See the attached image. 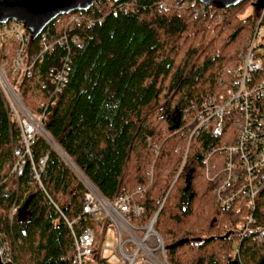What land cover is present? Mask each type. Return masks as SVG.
Returning a JSON list of instances; mask_svg holds the SVG:
<instances>
[{"label": "trees", "instance_id": "trees-1", "mask_svg": "<svg viewBox=\"0 0 264 264\" xmlns=\"http://www.w3.org/2000/svg\"><path fill=\"white\" fill-rule=\"evenodd\" d=\"M256 1L240 0L217 17L214 4L194 16L188 0L181 1L180 8L170 0H100L81 10L95 19L92 24H73L79 41L70 46L67 81L52 96L44 127L104 197L146 186L142 197H135L144 207L135 221L153 214L178 170L186 139L175 124L183 108L198 102L206 90H222L228 69L238 62L256 23ZM65 17L61 14L51 33L61 28ZM260 25L264 29V14ZM260 46L258 41L257 50ZM36 47L34 38L30 50ZM64 52V46L54 45L44 54L38 63L41 77ZM257 52L263 64L255 75L264 77V51ZM34 86L33 77L20 79L18 89L26 105L32 104ZM16 134L0 94V240L11 248L14 264H69L71 235L56 207L69 220L80 216L84 186L39 135L30 151L34 163L45 156L40 184L29 161L14 176L11 146ZM146 136L161 142L150 182L146 175L153 153ZM217 140L222 138L208 130L191 138L156 215L154 228L170 264H264V189L254 199V220L241 235L237 223L245 212L243 204L220 206L200 162L201 153ZM87 223L93 221L82 219L75 228Z\"/></svg>", "mask_w": 264, "mask_h": 264}, {"label": "built area", "instance_id": "built-area-1", "mask_svg": "<svg viewBox=\"0 0 264 264\" xmlns=\"http://www.w3.org/2000/svg\"><path fill=\"white\" fill-rule=\"evenodd\" d=\"M170 1L180 8L183 0ZM188 5L194 8L193 15L196 16L198 9L211 4L188 0ZM166 6L165 2L161 3L162 8L166 9ZM222 10L223 7L216 6L217 17ZM263 14L264 5L258 10L255 26L245 47L239 52L238 62L228 69L223 89L206 90L198 102L183 108L177 124L179 134L186 139L180 165L158 200L155 211L142 222L135 221L144 209L135 197H142L146 186L136 185L131 190L117 191L111 198L104 197L65 156L44 127L51 98L62 90L67 81L70 46L79 41L73 24L85 20L89 25L95 19L85 17L81 10L68 12L64 14L66 17L61 28L51 33L50 27L55 21H60L61 15L56 16L35 37V51L30 50L33 39L21 22L13 19L0 22V94L8 120L17 129L16 142L11 146V172L14 176L20 175L26 161H29L33 176L40 184L39 174L45 156H40L34 163L30 151L31 144L39 135L54 144L52 147L66 158L84 186L80 216L69 220L53 203L71 235L69 264H169L154 222L183 164L190 140L200 130H208L215 137L222 138L200 155L204 176L214 183V200L220 206L235 202L243 204L245 212L237 223L241 234L253 222L254 199L264 189V77L255 75L263 64L257 52V39L264 32L260 25ZM54 45L64 46L65 52L59 56L57 63L46 66L41 77L38 63ZM8 75L14 77V83L9 82ZM25 76L33 77L35 91L46 97L40 99L35 107L24 103L18 89L20 79ZM221 83L222 80H219ZM145 141L155 155L158 154L161 143L153 142L150 136H146ZM151 178L152 170L149 169L146 179L150 182ZM14 210L12 205L10 215ZM82 219H90L93 224L87 223L77 230L75 225H79ZM108 232L112 234L111 243L105 239ZM0 259L11 261V251L3 240H0Z\"/></svg>", "mask_w": 264, "mask_h": 264}, {"label": "water", "instance_id": "water-1", "mask_svg": "<svg viewBox=\"0 0 264 264\" xmlns=\"http://www.w3.org/2000/svg\"><path fill=\"white\" fill-rule=\"evenodd\" d=\"M100 0H0V22L13 19L21 22L30 32V38L37 34L56 16L73 10H87ZM117 1V0H113ZM204 4H214L218 7L235 5L240 0H198ZM264 5V0H257L258 8ZM178 122L175 124L177 126ZM181 239L178 242H182ZM177 242V243H178ZM0 264H14L12 261H2Z\"/></svg>", "mask_w": 264, "mask_h": 264}, {"label": "rangeland", "instance_id": "rangeland-1", "mask_svg": "<svg viewBox=\"0 0 264 264\" xmlns=\"http://www.w3.org/2000/svg\"><path fill=\"white\" fill-rule=\"evenodd\" d=\"M249 10V9H248ZM257 41H260L261 42V46L259 47V49H258V51L259 52H261V51H264V36H263V34H260L259 35V37H258V39H257ZM4 60V59H3ZM0 61H2V59H0ZM8 80H9V82H11L10 80V78H9V75H8ZM13 82V81H12ZM14 83V82H13ZM31 99H32V104H28V106H30V107H35V105L37 104V102L40 100V99H42L43 97H41V95H40V93H38V92H36L35 91V88L33 87V88H31V90H30V96H29ZM151 138V137H150ZM151 140L153 141V142H155V143H159L160 142V140H153L152 138H151ZM48 141H51L50 139H48ZM191 141V140H190ZM161 143V142H160ZM194 143V141L192 142V144ZM49 144H50V142H49ZM51 146H53L54 147V144L53 143H51L50 144ZM149 148L151 149V152L153 153V156H152V159H151V162H150V167L147 169V171L150 169V170H152V172H153V163H154V161H155V158H156V156L158 155V154H156L155 155V153H154V151L152 150V148L149 146ZM160 151V150H159ZM159 153V152H158ZM183 154V153H182ZM65 160H66V158L65 157H63ZM181 158H182V156H181ZM174 175V174H173ZM173 175H172V177H173ZM166 191V190H165ZM165 191L163 192V193H165ZM163 193H162V195H163ZM162 195L159 197V199L162 197ZM158 199V200H159ZM158 214V213H157ZM156 214V215H157ZM8 216L10 217L11 215H10V210L8 211ZM242 235V234H241ZM105 239L107 240V241H109V243H111V241H112V234L110 233V232H108V233H106L105 234ZM9 246V245H8ZM163 246H164V243H163ZM164 248H165V246H164ZM9 249H11L10 247H9ZM164 253H165V249H164ZM166 260H167V258H166ZM168 261V260H167ZM168 263H169V261H168ZM170 264V263H169Z\"/></svg>", "mask_w": 264, "mask_h": 264}]
</instances>
